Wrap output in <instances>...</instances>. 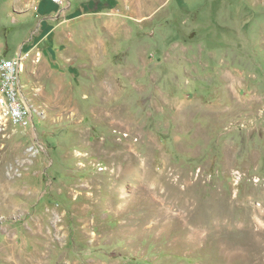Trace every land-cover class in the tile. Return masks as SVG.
I'll use <instances>...</instances> for the list:
<instances>
[{
	"label": "rangeland",
	"instance_id": "rangeland-1",
	"mask_svg": "<svg viewBox=\"0 0 264 264\" xmlns=\"http://www.w3.org/2000/svg\"><path fill=\"white\" fill-rule=\"evenodd\" d=\"M43 1L0 0V264H264V0Z\"/></svg>",
	"mask_w": 264,
	"mask_h": 264
},
{
	"label": "built area",
	"instance_id": "built-area-1",
	"mask_svg": "<svg viewBox=\"0 0 264 264\" xmlns=\"http://www.w3.org/2000/svg\"><path fill=\"white\" fill-rule=\"evenodd\" d=\"M53 3L62 4L66 0H51ZM30 57L27 51H21L13 59L0 60V98L5 104L10 105L8 118L19 125H28L32 115L24 102V96L20 87L19 64L21 59Z\"/></svg>",
	"mask_w": 264,
	"mask_h": 264
},
{
	"label": "bare ground",
	"instance_id": "bare-ground-1",
	"mask_svg": "<svg viewBox=\"0 0 264 264\" xmlns=\"http://www.w3.org/2000/svg\"><path fill=\"white\" fill-rule=\"evenodd\" d=\"M21 61L19 64V80H20V87H21V91H22V82H21ZM23 94V92H22ZM24 96V95H23ZM24 102L25 105H27V102L25 101V97H24ZM0 114L6 116V118H8V115H10V105L5 104V100L0 98ZM32 112V111H31Z\"/></svg>",
	"mask_w": 264,
	"mask_h": 264
},
{
	"label": "crops",
	"instance_id": "crops-1",
	"mask_svg": "<svg viewBox=\"0 0 264 264\" xmlns=\"http://www.w3.org/2000/svg\"><path fill=\"white\" fill-rule=\"evenodd\" d=\"M43 3H44V4H43L42 7H43V8H44V7H45V8L47 7V9L50 8L51 5H52V6L54 5V4L51 2V0H45V1H43ZM40 6H41V5H40ZM51 8H52V7H51ZM51 8H50V9H51ZM47 9H46V10H47ZM40 10H41L40 13H43V12L46 11L45 9H42L41 7H40ZM46 25H47V24H46ZM45 27H46V29H48V26H45Z\"/></svg>",
	"mask_w": 264,
	"mask_h": 264
}]
</instances>
